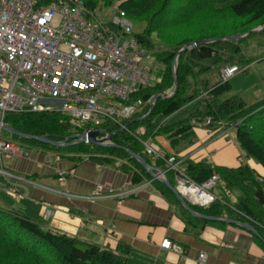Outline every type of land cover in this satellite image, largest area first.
I'll list each match as a JSON object with an SVG mask.
<instances>
[{"label":"trees","instance_id":"trees-1","mask_svg":"<svg viewBox=\"0 0 264 264\" xmlns=\"http://www.w3.org/2000/svg\"><path fill=\"white\" fill-rule=\"evenodd\" d=\"M81 1L90 11H96L99 3L111 6L121 2L119 12L125 13L133 22L145 25L144 31L136 34V38L152 53L160 69L157 76L150 69L152 85L136 92L133 96L135 100L148 102L154 96H166L175 87L173 64L177 54L193 43L210 42L179 55L176 94L170 99H158L149 117L135 121L149 112V109H145L131 123L124 122L128 124V131H121L113 123L104 125L103 129L111 134L113 147L87 144L54 147L10 135L34 146L57 151L61 161L76 164L87 157L96 163L117 168L130 175L133 186L151 182L179 210L185 224L198 233L207 225H217L219 221L210 222L190 214L175 194L159 180H152L151 175L128 151L142 157L151 168L166 171L165 159L170 156L156 160L146 154L140 141L167 136L176 143L189 137L188 133L194 127L210 120L209 129H234L236 143L246 159L264 168V96L255 100L246 99L241 94H232L230 81L221 82L222 68H245L252 64V61L246 60L250 41L259 43L263 39L264 42V31L251 33L264 27V0ZM240 34L248 36L236 42L222 41ZM254 47L258 49L264 45L260 43ZM203 94H207L205 99H201ZM197 100L201 101L200 107L185 119L175 124L167 123L171 116ZM5 122L20 134L47 137L52 142H63L74 136L68 132V116L60 112L10 114ZM179 167L178 171L166 172L172 187H175L178 178L186 177L201 186L218 176L213 189L218 200L205 207L191 206L196 213L248 224L257 231V239L264 247V176H259L247 165L231 169L208 162L196 163L188 158ZM128 254L129 250L123 246L113 251L54 230H46L40 222L18 209L0 205V264H127Z\"/></svg>","mask_w":264,"mask_h":264},{"label":"built area","instance_id":"built-area-1","mask_svg":"<svg viewBox=\"0 0 264 264\" xmlns=\"http://www.w3.org/2000/svg\"><path fill=\"white\" fill-rule=\"evenodd\" d=\"M133 24L119 11L104 21L101 13L88 10L81 0H0V126L8 125L5 120L10 114L60 112L81 130L76 137L104 130L107 123L128 131L124 122L150 109L151 99L143 102L133 96L152 85L148 65L152 53L139 43ZM238 73L237 66L226 67L221 79L228 82ZM210 124L207 120L204 126ZM2 131L0 165L6 157L26 155L23 148L3 139ZM107 136L102 134L100 139ZM140 142L147 155L164 160L150 140ZM165 162L166 171L158 172L161 180L166 172L178 171L181 163L174 155ZM0 175L9 185H14L13 179L21 180L3 168ZM68 175L62 172L58 180L64 182ZM184 178L176 189L191 205L205 207L218 200L213 193L218 176L201 186ZM103 193L104 187L98 186L89 198H102ZM16 196L21 199L27 194ZM172 247L168 240L162 242V248ZM204 257L200 254V260Z\"/></svg>","mask_w":264,"mask_h":264},{"label":"crops","instance_id":"crops-1","mask_svg":"<svg viewBox=\"0 0 264 264\" xmlns=\"http://www.w3.org/2000/svg\"><path fill=\"white\" fill-rule=\"evenodd\" d=\"M178 113L167 123H178L189 115L174 120ZM227 131L209 129L202 124L176 143L167 136H156L150 143L164 155H177L179 161L188 158L196 163L208 162L231 169L247 165L264 176L262 166L250 159L245 161L235 137L223 136ZM186 142H190L189 147H185ZM84 158L75 164L61 161L57 155L35 151L18 159L4 158L1 168L21 181L9 185L2 179L0 191L5 196V204L1 205L18 209L43 223L46 230L113 251L123 246L129 250L127 264H264L262 243L242 226L221 220L198 233L185 224L179 210L154 184L146 181L133 186L130 175ZM65 171L69 175L60 182L59 175ZM155 172L158 174L159 168ZM98 186L104 187L102 198H89ZM17 193L27 197L18 200ZM0 198L2 201L1 193ZM52 207L54 216L50 217ZM164 240L173 247L162 248ZM200 254L205 255L203 260Z\"/></svg>","mask_w":264,"mask_h":264},{"label":"rangeland","instance_id":"rangeland-1","mask_svg":"<svg viewBox=\"0 0 264 264\" xmlns=\"http://www.w3.org/2000/svg\"><path fill=\"white\" fill-rule=\"evenodd\" d=\"M120 4H121V2H116L113 5L108 6L105 3H99L96 11L101 13L102 20H104V21L110 20V19H112V17L114 15H116L117 11L119 10L118 8H119ZM129 19H131V18H129ZM133 23H134L133 24V32L135 34H141L144 31L145 25L143 23H138L136 21ZM254 30H256V29H254ZM255 43H256L255 40L250 41L248 46H247V47H250L251 50L249 49L247 51L246 60L252 61V64H249L245 68H239L237 66L239 69V73L237 75H235L231 80H229L230 81L229 84H230V87L232 89V94H241L246 99H250V100H255L256 98L260 99L264 96V47L258 48V49H253V48H257V47H254L257 44L262 43L264 45V42L262 39L259 43H256V44ZM148 65H149L150 69L151 68L153 69V75L157 76L158 70L160 69V65L158 64V62L154 56H151V59L148 61ZM223 71H224V68H222V70H221V75H222ZM221 82L226 83V82H223L222 79H221ZM206 97H207V94H203L201 99H205ZM113 103H114V105H118V102H116V101H114ZM200 105H201V101H199V100L194 101L193 103H191L190 105L185 107L173 119L177 120V119L186 117L188 114H190L191 112L198 109L200 107ZM68 132L76 135L79 132H81V130L75 128L74 126H72L70 124V128H69ZM223 136H226L227 138L232 139L235 137V130L230 129ZM2 138L5 140H9V141L15 143L16 145L20 146L21 148L24 149L25 153H28L30 151H35V152L43 154V155H49V154L57 155L58 154V152L55 150H52L49 148H44V147L34 146L25 140L13 138L9 133H7L5 131H2ZM189 146H190V142H186L185 147H189ZM241 153L244 155L243 157L245 158V161L247 162L248 159H246L245 154L242 150H241ZM25 156H23V157H25ZM18 158H15V159H18ZM181 162H182V160H181ZM0 168H1V166H0ZM0 177L2 178L1 175H0ZM2 179H4V178H2ZM182 179H185V178L183 177ZM177 180H179V178ZM12 181L15 182V181H21V180L13 179ZM39 187H41V186H39ZM175 188H177V184H176ZM0 193H1V197L3 198V200L0 201V205L2 202L5 204V202H4L5 196L3 195V193L1 191H0ZM180 196H182V195L180 194ZM26 197L27 196H24L21 199H24ZM16 198L18 200H21L18 198V196H16ZM41 224L43 225V223H41Z\"/></svg>","mask_w":264,"mask_h":264},{"label":"water","instance_id":"water-1","mask_svg":"<svg viewBox=\"0 0 264 264\" xmlns=\"http://www.w3.org/2000/svg\"><path fill=\"white\" fill-rule=\"evenodd\" d=\"M262 31H264V27L256 29V30L252 31L251 33H256L257 34V33H261ZM246 36H248V34H240V35H236V36L230 37L228 39H224L222 41L236 42V41H238L240 39L245 38ZM209 42L210 41H202V42L193 43L191 46L181 50L177 54V57H176V59L174 61V64H173V76H174V86H175L174 87L173 96L176 94V90H177L176 71H177V63H178L179 55L182 52L186 51V50H190V49L195 48V47L206 45ZM173 96L168 97V96H165L164 94H160V95L152 97L151 101H150V109H149L148 114L145 115L142 118L136 119L135 121L140 122V121L145 120L147 117H149L150 114L152 113V111L154 109V106H155V103H156V101L158 99H163V98L164 99H170ZM129 123H131V121L128 122V124ZM0 129L5 131V132H7V133H9V134L15 135V136H17L19 138L33 139V140H36V141H39V142H42V143H45V144H48V145H51V146H54V147H67V146H70V145H78V144H87V145H93V146H99V147H113V146H115L112 143V141H111V134H108L105 130H97V131H93V132H85L80 137L71 136L68 139L69 140H73V141L71 143L63 144L62 142H52L47 137H30V136H26V135L20 134V133L16 132L10 125L0 126ZM106 133L108 134V136L105 139H100V136L102 134H106ZM106 142H109V144L106 143ZM128 153L131 155L132 158H135L146 169V171L151 175L152 180H159L164 185H166L175 194V196L178 197V200L180 201L182 206L190 214H192L193 216H195L197 218H200L202 220L210 221V222H215V221H221L222 220V221H224V222H226L228 224L239 225V226H242L243 228H245L246 230L250 231L255 236H258L257 231L252 226H250L248 224H241L239 222L228 220V219H218V218H213V217H205V216H202V215L196 213L192 209V207H191L192 205L184 197L180 196L178 190L175 187H172L167 179H162V180L159 179L158 178V174L155 173V169H153L150 166H148L146 161L142 157L137 156V155L131 153L130 151H128Z\"/></svg>","mask_w":264,"mask_h":264},{"label":"bare ground","instance_id":"bare-ground-1","mask_svg":"<svg viewBox=\"0 0 264 264\" xmlns=\"http://www.w3.org/2000/svg\"><path fill=\"white\" fill-rule=\"evenodd\" d=\"M185 193L188 195V192L187 191H185ZM190 196V195H189Z\"/></svg>","mask_w":264,"mask_h":264},{"label":"clouds","instance_id":"clouds-1","mask_svg":"<svg viewBox=\"0 0 264 264\" xmlns=\"http://www.w3.org/2000/svg\"><path fill=\"white\" fill-rule=\"evenodd\" d=\"M156 170V169H155ZM160 170V169H159ZM162 171V170H161ZM156 173V172H155ZM157 174V173H156ZM166 176V175H165ZM151 183V182H150Z\"/></svg>","mask_w":264,"mask_h":264}]
</instances>
